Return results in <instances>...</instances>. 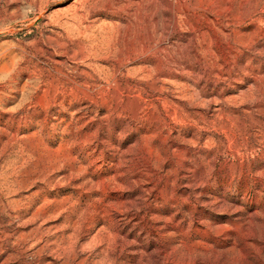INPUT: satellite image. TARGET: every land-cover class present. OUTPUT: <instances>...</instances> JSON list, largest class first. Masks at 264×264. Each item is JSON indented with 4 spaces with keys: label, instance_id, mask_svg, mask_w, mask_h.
Here are the masks:
<instances>
[{
    "label": "rangeland",
    "instance_id": "obj_1",
    "mask_svg": "<svg viewBox=\"0 0 264 264\" xmlns=\"http://www.w3.org/2000/svg\"><path fill=\"white\" fill-rule=\"evenodd\" d=\"M0 264H264V0H0Z\"/></svg>",
    "mask_w": 264,
    "mask_h": 264
},
{
    "label": "bare ground",
    "instance_id": "obj_2",
    "mask_svg": "<svg viewBox=\"0 0 264 264\" xmlns=\"http://www.w3.org/2000/svg\"><path fill=\"white\" fill-rule=\"evenodd\" d=\"M81 11H83L82 9H78V10H76L73 14H72V18H70V19H72L73 20V22L72 23H68V29H67V31L68 32H71L72 30L74 31V30H79L80 31V33H81V30H80V27L82 26V23H84V21L86 20V18H87V15L89 14V13H81ZM69 19V18H68ZM85 28H90V26H84ZM87 31V30H86ZM86 33V32H85ZM71 34V33H70ZM75 34V33H74ZM73 34V35H74ZM86 34H89L88 32L86 33ZM76 35H78V33L76 34ZM75 35V36H76ZM95 35V34H94ZM89 36V35H88ZM95 38V37H94ZM99 38V37H98ZM97 38V39H98ZM92 39V38H91ZM99 40V39H98ZM101 40V39H100ZM89 42H92V40L91 41H89ZM57 46L58 47H64L65 46V44L63 45L62 43H60V42H58L57 43ZM194 259V258H193ZM195 262V261H194Z\"/></svg>",
    "mask_w": 264,
    "mask_h": 264
}]
</instances>
